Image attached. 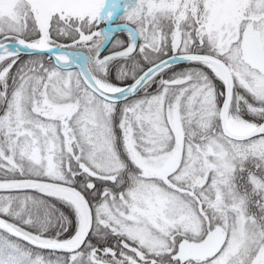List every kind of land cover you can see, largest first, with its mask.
Masks as SVG:
<instances>
[{"label":"snow or ice","instance_id":"obj_1","mask_svg":"<svg viewBox=\"0 0 264 264\" xmlns=\"http://www.w3.org/2000/svg\"><path fill=\"white\" fill-rule=\"evenodd\" d=\"M0 264H264V0H0Z\"/></svg>","mask_w":264,"mask_h":264}]
</instances>
